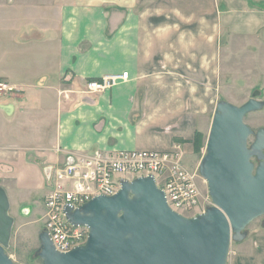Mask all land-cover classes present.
Wrapping results in <instances>:
<instances>
[{"label": "crops", "instance_id": "1", "mask_svg": "<svg viewBox=\"0 0 264 264\" xmlns=\"http://www.w3.org/2000/svg\"><path fill=\"white\" fill-rule=\"evenodd\" d=\"M224 34L264 37V0H0V80L16 87L0 93L9 199L17 180L44 172L45 200L56 169L99 149L180 143L193 156L219 102ZM125 71L128 80L86 92ZM233 254L231 264H264V235Z\"/></svg>", "mask_w": 264, "mask_h": 264}, {"label": "water", "instance_id": "2", "mask_svg": "<svg viewBox=\"0 0 264 264\" xmlns=\"http://www.w3.org/2000/svg\"><path fill=\"white\" fill-rule=\"evenodd\" d=\"M257 95L242 105H216L199 168L212 199L205 212L187 217L173 210L152 175L122 179L116 194L66 207L73 224L88 226L85 244L60 252L40 231L43 264H227L232 239L242 240L244 228L264 215V128L249 146L253 129L245 122L263 106ZM10 208L0 185V264H20L6 252L15 223Z\"/></svg>", "mask_w": 264, "mask_h": 264}, {"label": "built area", "instance_id": "3", "mask_svg": "<svg viewBox=\"0 0 264 264\" xmlns=\"http://www.w3.org/2000/svg\"><path fill=\"white\" fill-rule=\"evenodd\" d=\"M129 72L108 74L88 82L87 93L106 91L120 81L128 80ZM8 81L0 80V93L15 91ZM181 144L169 151L99 149L71 157V161L55 170L54 186L44 200V228L55 248L68 252L85 244L89 228L73 224L66 207L79 208L98 195L111 196L121 188V180L154 176L163 189L169 206L176 212L193 217L212 204L211 196L202 203L203 194L192 172L183 163Z\"/></svg>", "mask_w": 264, "mask_h": 264}, {"label": "rangeland", "instance_id": "4", "mask_svg": "<svg viewBox=\"0 0 264 264\" xmlns=\"http://www.w3.org/2000/svg\"><path fill=\"white\" fill-rule=\"evenodd\" d=\"M221 46V85L219 101L226 100L235 105H242L258 92L256 99L263 103L262 108L248 113L245 122L253 129V134L248 139L250 146L255 139L258 129L264 128V37L243 36L238 34H224ZM216 106L210 111L207 125L203 127L202 146L193 152V156L186 157L183 163L192 172H197L196 180L203 194L204 203L209 193V186L200 173V163L206 154L207 140L215 113ZM195 148V147H194ZM257 165L259 160L252 158ZM20 170V169H19ZM21 170H23L21 168ZM39 174L29 172L26 183L17 182L14 185L12 199L10 198V213L15 218L10 246L7 254L15 263L43 264L37 255L40 247L39 234L44 228L45 186ZM38 182V184H37ZM244 238L240 241L232 239L227 259V264L232 263L233 251L264 235V215L252 220L242 231ZM247 246V245H246ZM248 247V246H247Z\"/></svg>", "mask_w": 264, "mask_h": 264}, {"label": "trees", "instance_id": "5", "mask_svg": "<svg viewBox=\"0 0 264 264\" xmlns=\"http://www.w3.org/2000/svg\"><path fill=\"white\" fill-rule=\"evenodd\" d=\"M202 134L201 132H196V136L194 139V147L195 151L200 150V147L202 146Z\"/></svg>", "mask_w": 264, "mask_h": 264}]
</instances>
